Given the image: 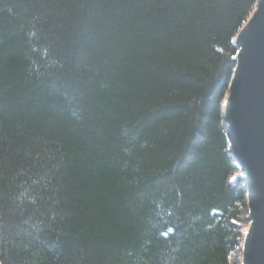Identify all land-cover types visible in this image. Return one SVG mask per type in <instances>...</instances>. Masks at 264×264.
I'll return each mask as SVG.
<instances>
[{
	"label": "trees",
	"instance_id": "trees-1",
	"mask_svg": "<svg viewBox=\"0 0 264 264\" xmlns=\"http://www.w3.org/2000/svg\"><path fill=\"white\" fill-rule=\"evenodd\" d=\"M256 2L0 0V264H242Z\"/></svg>",
	"mask_w": 264,
	"mask_h": 264
},
{
	"label": "water",
	"instance_id": "water-1",
	"mask_svg": "<svg viewBox=\"0 0 264 264\" xmlns=\"http://www.w3.org/2000/svg\"><path fill=\"white\" fill-rule=\"evenodd\" d=\"M239 52L224 105L231 150L248 187L242 264H264V0L236 36Z\"/></svg>",
	"mask_w": 264,
	"mask_h": 264
}]
</instances>
